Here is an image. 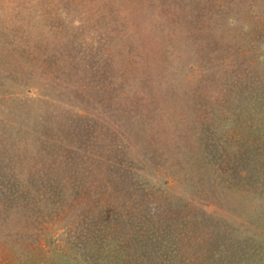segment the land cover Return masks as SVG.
<instances>
[{
	"label": "rangeland",
	"instance_id": "obj_1",
	"mask_svg": "<svg viewBox=\"0 0 264 264\" xmlns=\"http://www.w3.org/2000/svg\"><path fill=\"white\" fill-rule=\"evenodd\" d=\"M0 264H264V0H0Z\"/></svg>",
	"mask_w": 264,
	"mask_h": 264
}]
</instances>
